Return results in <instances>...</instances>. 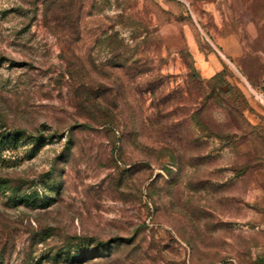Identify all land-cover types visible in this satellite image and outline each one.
Masks as SVG:
<instances>
[{"label":"rangeland","instance_id":"rangeland-1","mask_svg":"<svg viewBox=\"0 0 264 264\" xmlns=\"http://www.w3.org/2000/svg\"><path fill=\"white\" fill-rule=\"evenodd\" d=\"M0 174L3 264H264V0H0Z\"/></svg>","mask_w":264,"mask_h":264},{"label":"trees","instance_id":"trees-1","mask_svg":"<svg viewBox=\"0 0 264 264\" xmlns=\"http://www.w3.org/2000/svg\"><path fill=\"white\" fill-rule=\"evenodd\" d=\"M104 100H106L105 96H104ZM14 134H16V132L13 133V135ZM22 182L24 183V180ZM0 193L6 194L7 198L12 202H16V201L25 202L26 206L33 205L39 199L41 200L42 204H46L49 201L47 195L39 194L36 190H31L29 193H22L21 188L11 183L10 177L1 174H0ZM12 229L13 228L10 226V224H8V219H6L0 211V264H3L7 256L10 254L9 251L13 247ZM64 257H70V255L67 254V256L65 255Z\"/></svg>","mask_w":264,"mask_h":264}]
</instances>
